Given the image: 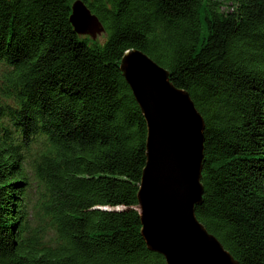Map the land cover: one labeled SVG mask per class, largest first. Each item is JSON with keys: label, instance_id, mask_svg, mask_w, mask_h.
<instances>
[{"label": "trees", "instance_id": "16d2710c", "mask_svg": "<svg viewBox=\"0 0 264 264\" xmlns=\"http://www.w3.org/2000/svg\"><path fill=\"white\" fill-rule=\"evenodd\" d=\"M74 1L0 0V264H168L142 235L132 49L204 118L197 218L264 264V0H82L104 41L75 31Z\"/></svg>", "mask_w": 264, "mask_h": 264}, {"label": "water", "instance_id": "95a60500", "mask_svg": "<svg viewBox=\"0 0 264 264\" xmlns=\"http://www.w3.org/2000/svg\"><path fill=\"white\" fill-rule=\"evenodd\" d=\"M77 33L96 38L99 17L82 0L72 5ZM121 69L147 122V159L138 191L142 235L168 264H240L196 216L205 122L190 94L169 72L139 49L127 50Z\"/></svg>", "mask_w": 264, "mask_h": 264}, {"label": "rangeland", "instance_id": "374dc122", "mask_svg": "<svg viewBox=\"0 0 264 264\" xmlns=\"http://www.w3.org/2000/svg\"><path fill=\"white\" fill-rule=\"evenodd\" d=\"M105 36H106L105 32H101L100 34H98L97 39H99L100 41H104Z\"/></svg>", "mask_w": 264, "mask_h": 264}]
</instances>
